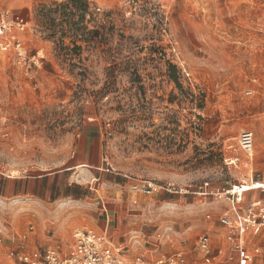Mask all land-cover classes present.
Returning <instances> with one entry per match:
<instances>
[{"label": "rangeland", "instance_id": "374dc122", "mask_svg": "<svg viewBox=\"0 0 264 264\" xmlns=\"http://www.w3.org/2000/svg\"><path fill=\"white\" fill-rule=\"evenodd\" d=\"M21 9L36 59L18 65L0 50V183L36 182L43 192L0 193V264H22L24 235L96 233L102 202L127 193L132 213L145 214L137 224L161 245L219 242L230 203L210 192L264 177V0H41ZM70 22L84 29L78 39L60 32ZM247 129L252 157L239 148ZM86 137L100 142L109 172L70 187L86 181L67 170ZM148 183L173 191L146 194ZM34 244L29 253H43Z\"/></svg>", "mask_w": 264, "mask_h": 264}, {"label": "crops", "instance_id": "0c3cea01", "mask_svg": "<svg viewBox=\"0 0 264 264\" xmlns=\"http://www.w3.org/2000/svg\"><path fill=\"white\" fill-rule=\"evenodd\" d=\"M39 1L41 0H0V15L6 12L27 13L25 10L21 8L29 4L34 5ZM26 34H25V40H26ZM94 136L95 135H91V137ZM83 140L84 141L80 143V145L76 148V150L72 155L71 158L72 167L68 168L67 170L70 169L77 170L76 173H80L79 177L82 178V180H86V181L70 182L68 184V186L70 187H72L73 185L76 186L92 185V180L99 181L100 179H102L104 173L109 172V170L103 167L104 159H103L100 142L93 145V144H89L90 143L89 138L86 137ZM255 141H256V136H255ZM91 169H94L96 171L92 172ZM91 172L92 174H94V177L92 179H90ZM256 176H259L258 179L256 178V180L264 184V177H261L259 173L256 174ZM106 182L108 183L109 181ZM115 185L118 186L120 184L117 183ZM39 187L40 186H37L36 182L32 183V182L24 181L21 183L20 181L12 182L9 180L3 182L2 184L0 183V193H2L5 196H13L15 194L22 195L28 192L30 194H33L35 197H40V194H42L43 189L42 187L40 188ZM107 187L108 186H106V188ZM110 197L108 198L109 200L108 199L106 200V202L105 201L102 202L103 206L99 209L100 213L98 214V219L94 231H96V233L98 234L107 235L116 244L123 245L125 247V255L126 257H128V259L133 260L138 256H143L146 260L150 262H156L158 260L168 258L174 255L175 253H182L184 254L186 259L185 264H189L188 262H190V264H201L197 262L199 255L198 253L195 252L200 253L201 251L200 249H198L197 246L194 248L193 251L190 250L189 251L186 250L185 252L182 250L176 251L177 247H169L166 245H161L162 242L157 239V233H154L153 230H150L148 227H146V225H141V224L138 225L137 224L138 222L145 223V220L143 219V217H145V214L136 215L132 213L133 196L131 194L127 193L125 195H122V197H119L117 195H113ZM243 201H244V205L247 206L255 202H261L262 204H264V191L251 190L244 194ZM231 209L232 207L230 204V207L225 209L224 212ZM147 217L146 219L148 221H151ZM215 225L216 223L213 225L214 228H216ZM216 229L225 230L226 233L225 235L222 236L219 242H216L214 239H211L209 235H207L210 237L212 242V253L211 255H206L205 253L204 254L209 260L213 261L215 264H239L240 254L233 251L232 244L228 240L229 234L235 233V231H232L224 227L221 223L220 226H218V228ZM171 236H173V234H167L168 239H170ZM23 239L24 242L22 247L28 251V252L25 251L24 253H29L30 250H34L32 247V240L34 239L35 241L34 246L45 247L43 253L47 250H56L60 254L66 255L67 253H69V251L72 248L73 234L72 236H70L69 239L65 241H63L61 238L51 239L49 241L41 240V238L39 237H33L32 239V236H26V235L23 236ZM173 251L175 252L173 253ZM192 252H194L196 255L193 254ZM248 252L249 255L251 256V260L249 261L248 264H264V229L259 235H257L253 239L251 243V247L249 248ZM167 255L168 257H165ZM186 255H188V258Z\"/></svg>", "mask_w": 264, "mask_h": 264}, {"label": "built area", "instance_id": "2783aa9c", "mask_svg": "<svg viewBox=\"0 0 264 264\" xmlns=\"http://www.w3.org/2000/svg\"><path fill=\"white\" fill-rule=\"evenodd\" d=\"M30 25V19L24 12H6L0 15V50L3 53L14 52L18 65L35 62L36 56L28 57L26 51L25 34ZM239 148L252 157L255 148V133L244 130L239 136ZM249 189L246 184L232 185L226 189H217L210 192L217 201L227 200L232 209L223 212L220 223L232 230L228 236L233 251L240 254L239 264H248L251 260L249 248L253 239L264 229V204L255 202L244 205V194L251 190L264 191V184L251 182ZM257 184L258 187H255ZM157 184L148 183L144 186V193L150 194L159 189L172 192L171 188L157 187ZM209 194V193H208ZM206 255L212 253V242L209 236L203 235L197 245ZM22 264H185L184 254L175 253L167 259L150 262L143 256L133 260L125 255V247L114 243L107 235H100L87 228L77 229L73 233L72 248L66 255L56 250H47L44 253H24L20 258Z\"/></svg>", "mask_w": 264, "mask_h": 264}, {"label": "trees", "instance_id": "16d2710c", "mask_svg": "<svg viewBox=\"0 0 264 264\" xmlns=\"http://www.w3.org/2000/svg\"><path fill=\"white\" fill-rule=\"evenodd\" d=\"M73 2H76V0H72ZM108 23V22H107ZM107 25V24H106ZM104 24V26H102V29H106L107 26ZM84 31L83 28H81L77 23L75 22H70L69 23V27L68 29H63L60 32L62 33V35L64 37H70L72 39H78L80 36H82L80 33H82ZM57 32H53L52 35H56ZM90 34H94V32H90ZM94 35H92L93 37Z\"/></svg>", "mask_w": 264, "mask_h": 264}, {"label": "bare ground", "instance_id": "6f19581e", "mask_svg": "<svg viewBox=\"0 0 264 264\" xmlns=\"http://www.w3.org/2000/svg\"><path fill=\"white\" fill-rule=\"evenodd\" d=\"M253 155H254V153L252 154V156H253ZM244 186H245V188H244V189H246V190H247V189H249V188H250L249 186H253V184H252V185H244ZM255 187H258V186H257V184L255 185Z\"/></svg>", "mask_w": 264, "mask_h": 264}]
</instances>
